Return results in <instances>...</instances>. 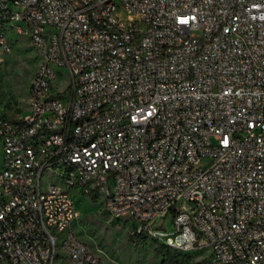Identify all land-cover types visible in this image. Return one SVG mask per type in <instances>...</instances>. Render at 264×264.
<instances>
[{
  "label": "built area",
  "instance_id": "obj_1",
  "mask_svg": "<svg viewBox=\"0 0 264 264\" xmlns=\"http://www.w3.org/2000/svg\"><path fill=\"white\" fill-rule=\"evenodd\" d=\"M19 39L38 65L28 115L0 81V264H99L78 196L162 264H264V0H0V73Z\"/></svg>",
  "mask_w": 264,
  "mask_h": 264
},
{
  "label": "rangeland",
  "instance_id": "obj_2",
  "mask_svg": "<svg viewBox=\"0 0 264 264\" xmlns=\"http://www.w3.org/2000/svg\"><path fill=\"white\" fill-rule=\"evenodd\" d=\"M37 65L36 51L28 39L15 42L1 65V87L25 115L29 114L28 88ZM76 202L79 217L74 223V231L100 259L99 264H162L160 247L163 241L134 236L129 223L114 219L103 211L100 199L78 196ZM205 253L196 255L194 261H202Z\"/></svg>",
  "mask_w": 264,
  "mask_h": 264
},
{
  "label": "trees",
  "instance_id": "obj_3",
  "mask_svg": "<svg viewBox=\"0 0 264 264\" xmlns=\"http://www.w3.org/2000/svg\"><path fill=\"white\" fill-rule=\"evenodd\" d=\"M1 74V73H0ZM0 81H1V79H0ZM162 247H160V249H161ZM161 253H162V256H164V254H163V249H161ZM179 253L177 254L176 252L175 253H173V254H171V256H170V258L171 259H176L177 257H179Z\"/></svg>",
  "mask_w": 264,
  "mask_h": 264
}]
</instances>
